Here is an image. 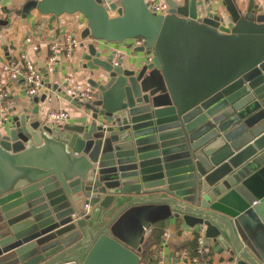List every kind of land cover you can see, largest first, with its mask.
Here are the masks:
<instances>
[{"label": "water", "instance_id": "1", "mask_svg": "<svg viewBox=\"0 0 264 264\" xmlns=\"http://www.w3.org/2000/svg\"><path fill=\"white\" fill-rule=\"evenodd\" d=\"M165 1L166 15L147 0H28L17 11L87 21L81 69L96 98L79 104L78 124H55L44 104L60 85L46 79L31 106L8 112L0 264H140L149 231L168 220L203 230L237 264H262L229 199L264 162V14L221 0L227 25L203 17L199 0ZM137 38L146 45L115 65L106 45Z\"/></svg>", "mask_w": 264, "mask_h": 264}, {"label": "crops", "instance_id": "2", "mask_svg": "<svg viewBox=\"0 0 264 264\" xmlns=\"http://www.w3.org/2000/svg\"><path fill=\"white\" fill-rule=\"evenodd\" d=\"M28 0H0V19L8 21V26L0 30V66L21 53H27L28 58L43 69V62L48 55L47 43L53 35L72 32L77 23L81 20L78 14L62 15L52 24L50 16H45L33 10L30 15L23 19L17 11L22 10ZM155 1V0H149ZM162 1V0H158ZM182 3L183 0H177ZM238 7L243 11L253 7L256 17L264 14V0H235ZM202 16L210 13L220 15L224 23L231 25L228 14L221 0H199L198 2ZM33 38L34 44L40 45V50L34 52L26 44L27 38ZM109 52H121L125 56L133 49V40L123 43H110L106 45ZM15 51V53H13ZM85 45L77 50L70 60L62 61L59 70L50 78L52 84H59L60 90L51 91V96L44 104L46 111L65 110L70 118L65 124H78L86 114L85 108L73 103L64 95L62 79L65 76H72L75 82L88 84L90 77L88 71L81 69ZM9 92V99L0 101V116L3 108L7 111L22 107L31 106V98L19 84H10L6 88ZM231 215L239 218V236L245 246L264 264V162L250 170L236 192L229 199ZM163 231L161 240L150 243L141 254L140 264H187V261L195 251V240L200 234L199 228L189 229L178 220H168L156 224ZM153 228V227H152ZM242 228V230H241ZM152 230V229H151ZM150 230V231H151ZM150 231L148 235L150 234ZM243 231V232H242ZM165 234H168L166 237ZM146 241V240H145ZM145 243V242H144ZM204 254L206 264H229L236 258L231 252L222 247L217 240L207 244Z\"/></svg>", "mask_w": 264, "mask_h": 264}, {"label": "built area", "instance_id": "3", "mask_svg": "<svg viewBox=\"0 0 264 264\" xmlns=\"http://www.w3.org/2000/svg\"><path fill=\"white\" fill-rule=\"evenodd\" d=\"M150 10L158 15H166L169 10V6L165 0L162 1H149ZM87 21L80 20L77 23L75 30L72 32H65L63 34L53 35L47 43L48 55L43 62V69L45 73L38 67V65L32 62L27 53H21L16 55L9 61L1 64L0 66V101L9 99V92L7 87L10 84H19L26 95L31 99L41 96L46 89V79H50L57 73L59 67L64 60H70L75 52L82 48L86 41L82 40L81 33L87 28ZM26 44L32 48L34 52L40 50V45L34 44V39L29 37L26 39ZM146 45L144 38H137L133 40V47H142ZM15 53V51H13ZM125 55L121 52L114 53V63L118 65L119 61L123 59ZM148 60L152 62V56L148 57ZM64 87V95L69 98L73 103H89L96 98V90L89 84H81L75 82L72 76H65L62 79ZM7 109L3 108L0 116V126L4 121L8 120ZM49 120L55 124H62L70 118L68 111H49L47 114ZM167 237L168 234H165ZM196 248L193 255L187 261V264H206L204 260V254L207 250L205 233L201 230L200 234L196 238ZM229 264H236L235 261Z\"/></svg>", "mask_w": 264, "mask_h": 264}, {"label": "trees", "instance_id": "4", "mask_svg": "<svg viewBox=\"0 0 264 264\" xmlns=\"http://www.w3.org/2000/svg\"><path fill=\"white\" fill-rule=\"evenodd\" d=\"M157 225H154L152 230L150 231V234L147 235L146 241L144 243V248L146 249L150 243H156L161 240V237L163 236V231L160 230ZM195 248H196V241H195Z\"/></svg>", "mask_w": 264, "mask_h": 264}, {"label": "rangeland", "instance_id": "5", "mask_svg": "<svg viewBox=\"0 0 264 264\" xmlns=\"http://www.w3.org/2000/svg\"><path fill=\"white\" fill-rule=\"evenodd\" d=\"M30 9V7H26V10ZM43 71V70H42ZM45 73V71H43Z\"/></svg>", "mask_w": 264, "mask_h": 264}]
</instances>
